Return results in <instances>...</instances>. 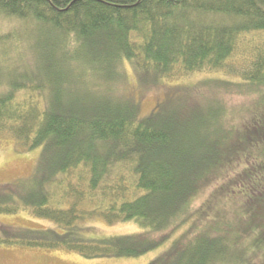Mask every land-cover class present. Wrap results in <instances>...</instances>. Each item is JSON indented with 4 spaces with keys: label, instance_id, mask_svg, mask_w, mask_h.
Masks as SVG:
<instances>
[{
    "label": "trees",
    "instance_id": "trees-1",
    "mask_svg": "<svg viewBox=\"0 0 264 264\" xmlns=\"http://www.w3.org/2000/svg\"><path fill=\"white\" fill-rule=\"evenodd\" d=\"M123 61L142 83L239 72L260 117L243 128L240 144L255 153L247 150L234 188L264 187V0H0V137L42 148L32 184L0 185V216L26 212L55 225L1 229L0 245L139 258L199 215L207 182L241 165L227 154L238 145L221 104L204 116L167 99L145 117L140 101L111 87ZM85 64L103 72L101 84ZM211 123L215 132H205ZM91 219L141 232L92 238L83 231ZM192 222L149 264H264L263 240L251 249L240 234L225 237L232 228L222 221Z\"/></svg>",
    "mask_w": 264,
    "mask_h": 264
},
{
    "label": "rangeland",
    "instance_id": "rangeland-1",
    "mask_svg": "<svg viewBox=\"0 0 264 264\" xmlns=\"http://www.w3.org/2000/svg\"><path fill=\"white\" fill-rule=\"evenodd\" d=\"M85 66L86 68L82 70L89 69L88 71H91L89 75L94 79L92 83L95 85L101 84L103 72L97 70V66L90 67L86 64ZM119 72L120 79H113L112 83L114 82V84L111 87L118 96H134V100L140 101L141 114L145 117L151 115L167 99H170L182 110L191 107L203 108L206 111L203 114L204 116L210 114L207 113L211 108L210 104H221L226 113L225 118H227L225 130L229 131L231 135L232 141H230V144L238 145L234 150L229 149L227 154L234 155L232 157L236 158L238 163H241V160L243 161L244 155L251 147L250 145L242 146L240 144L245 136L243 128L250 123V126H253L260 116L257 115L258 107L256 106L258 96H250L246 89L238 87L241 83L239 72L192 73L175 79L164 78L159 80L157 78L153 82L151 81L152 76L148 75L143 83L141 75L127 61H123ZM213 81L220 82L212 83ZM224 82H228V85H225ZM175 104L171 106H176ZM204 130L207 133H214L216 127L211 123L208 127L205 125ZM214 136L217 137L216 134ZM262 141H264V136ZM262 144L264 148V142ZM41 151L42 148L31 152L24 151L13 139L0 137V185L18 183L17 186L22 187L32 184L36 179L34 175L37 173ZM250 151L252 152V150ZM228 159H231V156ZM245 167L248 166L244 162L237 167L235 165L231 169H223L222 174L219 172L218 176L205 184L195 201V210H198L199 215L195 216L193 220L208 216V219L222 221L227 225V230H229V227L232 228V231L224 232L225 237H230L233 240L235 239L234 235L240 234L236 235L239 237L237 240L240 243L249 244L252 249L256 247L259 239L264 241V230H260L264 226V187L258 186L255 192H252V188L246 190L239 187L234 188L236 182L232 178L233 175L243 173ZM28 179L29 181L24 182ZM34 184L36 186L37 183ZM67 206L68 204L65 205V207ZM193 220L180 232L173 234L165 247L139 258L87 260L75 252L66 250L0 245V264H149L174 240L184 234V230L190 228ZM198 225L201 226V223H198ZM54 227L55 225L52 222L35 218L26 212L0 216V230L48 229ZM83 228L86 236L92 238L125 236L141 232L136 223L108 225L102 219L88 220ZM252 254H256L255 257L263 258V254L259 251Z\"/></svg>",
    "mask_w": 264,
    "mask_h": 264
}]
</instances>
